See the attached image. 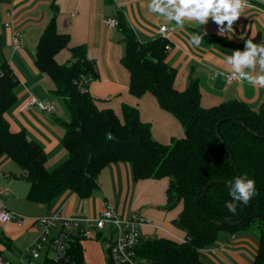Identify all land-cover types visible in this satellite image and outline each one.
I'll return each instance as SVG.
<instances>
[{
  "label": "trees",
  "instance_id": "1",
  "mask_svg": "<svg viewBox=\"0 0 264 264\" xmlns=\"http://www.w3.org/2000/svg\"><path fill=\"white\" fill-rule=\"evenodd\" d=\"M115 17L122 34L120 62L128 72V93L134 98L152 95L162 110L177 119L183 135L163 144L153 138L149 122L141 120L136 106L123 103L121 117L111 107H99L88 91L90 80L98 77L95 62L86 59L85 46L78 45L70 48V62L58 63L54 55L68 46L69 38L51 18L39 36L34 63L50 77L51 93L62 99L68 113L66 119H59L66 158L52 169L45 167L47 157L39 143L24 130H10L5 113L16 101L17 80L6 63L0 64V154L22 169L28 183L26 200L48 205L67 189L87 198L99 188L97 176L105 165L126 161L134 180L167 178L166 208L180 206L171 223L185 233L182 242L142 235L134 248L137 259L147 264H205L199 250L214 243L220 231L236 233L255 225L258 247L251 264H263L264 103L256 110L237 99L202 107L196 78L183 90L175 88L176 71L165 60L168 40L157 36L141 42L121 11ZM204 38L226 54L244 48L245 41L232 44L222 35ZM248 40L264 43L258 34ZM81 75L89 77L85 91L78 85ZM238 176L253 179L256 193L246 205L236 201L233 214L225 202L232 201L230 182ZM83 241L72 240L70 261L46 264H89ZM0 243L11 247L1 235ZM106 264L129 263H115L107 256Z\"/></svg>",
  "mask_w": 264,
  "mask_h": 264
},
{
  "label": "crops",
  "instance_id": "2",
  "mask_svg": "<svg viewBox=\"0 0 264 264\" xmlns=\"http://www.w3.org/2000/svg\"><path fill=\"white\" fill-rule=\"evenodd\" d=\"M243 3L242 14L233 21V31L220 34L211 17L198 27L186 21L184 28L177 29L174 22H166L161 16L149 12L147 0H0V64L6 63L17 80L16 101L5 113L10 130H24L29 139L42 146L47 157L46 168L52 169L66 158V150L60 143L63 131L59 119H66L67 110L62 99L52 95L54 84L50 77L39 71L34 63L39 36L48 21L54 18L56 29L69 38L68 46L58 50L54 59L58 63L70 62V48L85 46L86 53L93 57L98 74L95 80H90L88 91L99 107H111L121 117L118 105L128 102L136 106L141 120L149 122L151 134L159 142L183 135L177 119L162 110L152 95L135 98L138 103L134 97H126L128 72L120 62L122 34L117 27L108 28L103 20L117 11L122 12L141 42L156 38L161 24L167 26L170 49L165 51V60L176 71L174 86L177 90L185 89L189 80L196 78L202 107L237 99L254 110L258 109L264 103V87L251 85L240 78L227 80L224 73L231 72V68L224 63V57L229 54L204 38L208 34L222 35L237 44L258 34L264 42V0H244ZM5 22L10 26H5ZM199 32L204 34L201 43L188 45V35ZM14 34L20 37L17 48L11 44ZM31 95L39 99L52 98L55 111L24 109L23 103ZM97 180L99 188L87 198H78L67 189L48 205L29 202L25 198L28 183L19 166L7 155L0 154V204L18 214L22 205L17 202L21 200L45 207L44 215L58 211L73 216H95L106 203H110L122 217L141 216L144 221L139 224V230L144 237L162 236L183 241L184 231L171 223L180 206L166 208V177L134 180L130 164L116 161L105 165ZM29 216H23L20 225L16 220L0 224V235L11 241L9 248L0 243L1 258L9 259L10 251L18 255L35 239L38 228L32 220L36 217ZM257 247L258 230L246 228L236 233L223 230L214 243L199 250V256L205 264H251Z\"/></svg>",
  "mask_w": 264,
  "mask_h": 264
},
{
  "label": "built area",
  "instance_id": "3",
  "mask_svg": "<svg viewBox=\"0 0 264 264\" xmlns=\"http://www.w3.org/2000/svg\"><path fill=\"white\" fill-rule=\"evenodd\" d=\"M103 20L108 28L117 26L115 15L106 16ZM4 25L10 26V23L5 22ZM160 26L157 31L158 36L168 40L167 26L164 32L160 31ZM11 44L14 48L19 47L20 37L18 34L12 36ZM169 49L170 43L167 42L164 45V50ZM224 75L227 80L236 79L231 75V72H226ZM88 79L89 77L84 75L79 78L78 85L81 90H86L85 84ZM23 108L26 110L37 108L53 113L55 103L52 98L39 99L31 95L23 103ZM0 213L7 214V218L0 215V224L16 220L20 225L24 221L21 214L2 204H0ZM143 221L144 219L136 214L127 217L120 216L110 203H106L95 216L64 215L55 211L34 218L32 224L38 228L35 239L20 251L14 260L0 256V261L1 264H46L48 260L65 263L71 259L70 246L74 238L85 240L99 237L102 238L107 256L113 262L147 264L145 260L137 259L134 251L142 237L139 224Z\"/></svg>",
  "mask_w": 264,
  "mask_h": 264
},
{
  "label": "clouds",
  "instance_id": "4",
  "mask_svg": "<svg viewBox=\"0 0 264 264\" xmlns=\"http://www.w3.org/2000/svg\"><path fill=\"white\" fill-rule=\"evenodd\" d=\"M147 9L161 16L166 22H174L177 29L184 28L186 21L198 27L211 17L217 24L219 33L225 34L233 31V21L242 14L244 3L243 0H147ZM165 30L166 25L162 24L160 31ZM203 35L202 32L189 34L188 45L198 46ZM85 58L93 59L88 53ZM224 63L230 66L231 75L234 78L245 80L251 85L264 87V43L246 40L243 50L236 49L226 55ZM255 193V181L238 176L230 182L229 195L232 201H226L225 206L229 212L235 214L237 210L235 202L239 201L242 205H246ZM0 215L7 218L6 213H0Z\"/></svg>",
  "mask_w": 264,
  "mask_h": 264
},
{
  "label": "rangeland",
  "instance_id": "5",
  "mask_svg": "<svg viewBox=\"0 0 264 264\" xmlns=\"http://www.w3.org/2000/svg\"><path fill=\"white\" fill-rule=\"evenodd\" d=\"M126 97H131V99L133 98L132 95H130L128 93V91H126ZM135 101V98H134ZM136 103H138V101H135ZM128 103V102H126ZM118 108L120 109V105H118ZM66 109V108H65ZM67 111H66V118H67ZM180 128L181 133L183 134V130H181V126L178 125ZM178 133V132H177ZM171 137H177L176 135L171 136ZM170 140H166V142H164L163 144L169 143ZM162 143V142H161ZM22 171V169H20ZM18 205H22L21 210H20V214L22 216H28L30 215L31 217H38V216H42L46 213V208L41 206V205H33L30 204L28 201H24L21 200V202H17ZM23 210H25L23 212ZM30 213V214H27ZM29 216V217H30ZM249 230H253L255 232H257L258 228L255 225L249 226L248 227ZM83 256L84 259L87 263L89 264H106V260H107V254L106 251L103 247V243H102V238H89V239H85L83 242ZM9 252V250H8ZM9 254V253H7ZM17 254H15V252L10 251V255H8V258L11 260H14Z\"/></svg>",
  "mask_w": 264,
  "mask_h": 264
},
{
  "label": "water",
  "instance_id": "6",
  "mask_svg": "<svg viewBox=\"0 0 264 264\" xmlns=\"http://www.w3.org/2000/svg\"><path fill=\"white\" fill-rule=\"evenodd\" d=\"M224 148H225L226 152L228 153V150H227L226 146H224ZM262 223L264 224V222H262ZM263 264H264V261H263Z\"/></svg>",
  "mask_w": 264,
  "mask_h": 264
},
{
  "label": "bare ground",
  "instance_id": "7",
  "mask_svg": "<svg viewBox=\"0 0 264 264\" xmlns=\"http://www.w3.org/2000/svg\"><path fill=\"white\" fill-rule=\"evenodd\" d=\"M16 222V221H15Z\"/></svg>",
  "mask_w": 264,
  "mask_h": 264
}]
</instances>
